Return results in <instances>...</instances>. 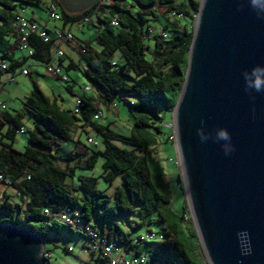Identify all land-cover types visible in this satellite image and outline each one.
Returning <instances> with one entry per match:
<instances>
[{
  "label": "trees",
  "instance_id": "obj_1",
  "mask_svg": "<svg viewBox=\"0 0 264 264\" xmlns=\"http://www.w3.org/2000/svg\"><path fill=\"white\" fill-rule=\"evenodd\" d=\"M124 1L128 0H117L109 8V15L100 18V25H88L97 30V47L85 43L88 50L85 53L78 50L86 67L72 61L68 64L63 61V65L66 74L70 69L78 70L94 87L103 89L100 103L111 105L121 93L135 99L130 104L134 120L131 133L126 135L109 124L100 123L102 116L94 120L100 109L85 93L81 95L85 105L76 115L71 108H62L56 98L48 97L34 81L25 104L34 116L35 124L23 150L13 145L14 135L21 127L22 114L11 116L5 112L11 116L12 127L8 128L6 137L12 141L1 143L0 168L11 177L20 201H12V195H6L4 201H0V223L29 227L44 239L47 232L58 234L59 228L65 226L69 231L91 239L86 230L79 231L77 226L45 214V208L60 212L71 206L80 211L86 226L118 238L119 255H126L134 249L133 254L144 255L148 264H204L197 252V234L186 232L182 226L184 217L173 211L170 182L152 152L159 143V136L164 133L165 115L173 111L185 78L193 38V25L189 26V23L194 22L200 0H130L131 4L136 2L131 5L136 8L135 12ZM51 2L59 5L62 18L58 26L61 28L89 14L92 9L91 6L82 12L69 13L59 0H0V53L10 61L9 71L25 66L23 64L30 58L43 65L47 61L52 45L44 43L36 34L28 38L32 56H23L22 60L10 56L19 42V34L11 22L15 14L30 4L48 11ZM158 4L167 7L168 22L160 28L167 31L168 39L156 34L150 40L153 42L150 48L144 35L148 27L152 26L156 31L160 29L151 23L159 18L154 11ZM173 10L181 16L177 17L171 12ZM113 16L119 18L117 27L110 24ZM10 35L17 39L14 47L8 38ZM117 55L120 58H116ZM168 65L170 67L166 70ZM2 76L0 70V80ZM66 87L72 88L69 83ZM79 122L101 136L103 148L93 150L87 158H83L84 153L75 152L78 159L70 163L73 153L63 157L55 153L54 148L71 139L70 131L78 127ZM100 155L105 158L102 165L104 181L112 185L116 177L121 176V183L110 195L98 187L96 177H79L81 195H77L70 182L76 169L91 168ZM60 160H66V165L60 166ZM133 212L142 218L158 213V220L164 227L159 231L164 232V239L145 243L146 247L135 244L133 237L114 221ZM96 260L97 264L108 262V258L101 255Z\"/></svg>",
  "mask_w": 264,
  "mask_h": 264
},
{
  "label": "water",
  "instance_id": "obj_2",
  "mask_svg": "<svg viewBox=\"0 0 264 264\" xmlns=\"http://www.w3.org/2000/svg\"><path fill=\"white\" fill-rule=\"evenodd\" d=\"M59 1L78 13L97 0ZM256 82L259 91L249 86ZM172 116L188 207L208 263L264 264V0H200ZM220 130L228 141L217 138ZM0 264H51L43 236L0 223Z\"/></svg>",
  "mask_w": 264,
  "mask_h": 264
},
{
  "label": "rangeland",
  "instance_id": "obj_3",
  "mask_svg": "<svg viewBox=\"0 0 264 264\" xmlns=\"http://www.w3.org/2000/svg\"><path fill=\"white\" fill-rule=\"evenodd\" d=\"M119 1L121 2L123 0ZM124 3L133 12L136 11V8L131 6L133 3L131 4L130 0L124 1ZM134 4H136V2ZM154 11L158 14L159 18L155 21H151V23L160 28L164 23L168 22V18H166V15H168L167 7L158 4L154 7ZM25 15L30 16L31 11L27 10ZM48 22L49 26L59 23L54 20H49ZM192 25L193 22L191 21L189 26ZM93 30L94 29L92 28L89 30L86 29L85 35L81 32H76V35L79 39H82L83 42L89 40V45L97 47V38L95 36L92 37L94 33ZM91 37L93 39H91ZM146 42L150 48L153 47L152 41L146 40ZM64 48L67 49L69 46ZM74 55L76 63H78V65L82 68L86 67L84 58L77 50L74 51ZM116 58H120L119 55H117ZM149 58H151V56H149ZM30 61H33V59L30 58ZM169 67L170 66L168 65L165 69L167 70ZM30 71V75H24L21 73L16 74V82L6 83L3 85L2 89H0V99H2L1 101L6 105V109L10 110L12 113L18 112L22 114L20 124L24 127V131H17L14 135L15 140L13 141V145L16 149L23 150L25 148L28 144L29 136L34 128L35 118L25 104L27 96L33 89L34 81H40L43 92L50 97H56L58 104L66 109L72 108L76 98L84 94L83 88L86 84L91 85V90L85 92V95L90 99H92L91 97H94L93 101L95 105H97L103 112L99 122L109 124L112 128L123 134L128 135L131 133V127L134 120L130 114V104L135 101V99L121 93L111 105L100 103L99 97L100 93L104 92L103 89L94 87L78 70L70 69L67 71L68 81L57 79L51 73L46 72L43 64L37 66L36 68H30ZM3 82L4 78L0 80V86ZM67 83L71 84L72 90L66 87ZM163 125L164 133L159 136V143L157 147L152 148V152L170 182L171 207L173 211L177 215H182L184 217L182 226L186 232H193L197 234L190 214V209L188 207L181 177L182 170L176 145L172 112L165 115ZM70 136L71 139L69 141L54 148V152L62 155L63 157H68L73 153V159H70V163H74V161L78 159L79 155H76L75 152L84 153L83 158H87L93 150L103 148L101 136L90 130L87 125L82 126V122H79L78 127L72 128ZM89 137L95 138V142H88ZM3 140L6 143H11L12 141L9 137H4ZM78 140L79 143L77 142ZM104 161L105 158L100 155L96 164L91 168L78 167L76 169L75 176L72 178L73 180H70V182L72 186H74V191L77 195H81L79 190V177L84 176L96 177L98 187L106 190L110 195L113 194L115 187L121 183L122 179L121 176H117L112 185L106 183L103 179L102 165ZM66 163V160L59 161L60 166H65ZM6 195H12V201H20V196L14 186L6 185L0 182V201H4ZM158 218V213H152L149 216L142 218L137 212H133L122 215L114 221L124 232L128 233L131 237H135L139 234L147 232L150 229L154 231H159L160 229L164 230L163 224L158 220ZM95 225L100 226L99 223H95ZM153 241L156 240H152L151 242ZM196 241L198 243L197 252L199 257L203 260L204 264H209L198 236ZM44 245L45 255L51 264H97L96 258L100 256V252L95 249L94 243L90 238L80 235L77 232H71L65 226H61L59 228L58 234H55L54 232H47L44 239ZM142 246L146 247L145 244H142ZM68 248H71V251L68 250ZM133 252L134 249H130L126 252L125 256H130Z\"/></svg>",
  "mask_w": 264,
  "mask_h": 264
},
{
  "label": "built area",
  "instance_id": "obj_4",
  "mask_svg": "<svg viewBox=\"0 0 264 264\" xmlns=\"http://www.w3.org/2000/svg\"><path fill=\"white\" fill-rule=\"evenodd\" d=\"M117 0H97L93 5L89 14L83 15L71 21L67 27L61 28L56 26L54 28H48L41 25L36 20L31 19L23 15V13H17L14 15L11 26L19 34V42L17 49L22 52L23 56L30 57L33 55V49L28 44V38L31 34H36L44 43L52 45V52L49 54L47 61L44 63L46 72L51 73L53 76L58 77L62 80H67V74L64 71L63 61L65 59V51L63 45L74 41L75 30L82 29L83 26L89 24L100 25V18L109 15V8L113 6ZM174 12L177 17L181 16L177 11ZM48 17L54 21H61L62 15L60 8L57 3H54L53 9H48ZM110 24L113 27L119 25L118 16L111 17ZM160 35L163 39H168V33L163 28L156 29L154 27H148L145 31V39L150 41L156 35ZM88 44L78 45V50L81 53H85L88 50ZM0 70L3 71L4 83H14L15 76L18 73L24 75H30L31 71L27 66H21L14 71L8 70V63L2 61L0 63ZM91 85L86 84L83 88L84 93L91 90ZM85 105L83 96H78L71 108L74 114L78 115ZM0 110L7 112L6 105L0 100ZM102 111H97L94 115V120L99 119L102 116ZM19 131H24V127L21 126ZM88 141L91 143L95 142L93 137H89ZM0 182L6 185H12V179L9 177L4 170L0 168ZM46 215H54L55 218L60 221H64L67 224H76L79 231L86 230L89 237H91L94 247L100 252L103 258H108L106 264H148L147 259L144 255L131 254L130 256L119 255L120 246L118 244L117 237H110V234H105L99 230L86 226L84 219L78 209L66 206L60 212H54L50 208H45ZM107 232L109 230L107 229ZM165 235L163 231L148 230L145 233L139 234L133 237L135 244H145L152 240L164 239ZM71 251V248H69Z\"/></svg>",
  "mask_w": 264,
  "mask_h": 264
},
{
  "label": "crops",
  "instance_id": "obj_5",
  "mask_svg": "<svg viewBox=\"0 0 264 264\" xmlns=\"http://www.w3.org/2000/svg\"><path fill=\"white\" fill-rule=\"evenodd\" d=\"M27 10H30L31 11V15L30 16H26L25 15V12L27 11ZM21 13H23V15H25L26 17H28V18H31V19H34V20H36L38 23H40L41 25H43V26H46V27H48V28H54V27H56V26H58V25H60V22L59 23H55L53 26H49V20H51V19H49V17H48V14H47V10H45L43 7H40V6H38V5H34V4H30V5H28L25 9H23L22 11H21ZM43 13V14H42ZM44 15V16H43ZM158 27V26H157ZM94 29L93 31H94V33H93V36L92 37H94V36H96V34H97V30L95 29V28H93V27H91V26H88V25H85V26H83V28L82 29H78V30H75L74 32H75V39H74V41H72V42H70V43H65L64 45H63V49H64V51H65V53H66V58H65V60H64V62L65 63H69L70 61H72V62H76V58H75V55H74V51H78V45H81V44H85V43H88L89 42V40H87V41H84L83 42V40L82 39H79L78 38V36L76 35V32H81L83 35H85L86 34V29ZM91 37V39H93ZM8 38H9V40H10V43L11 44H13V47H14V45L16 44V42H17V39L14 37V36H12V35H10V36H8ZM89 44V43H88ZM66 46H69V48H64V47H66ZM73 50H72V49ZM70 50V51H69ZM72 50V51H71ZM50 51H52V47H50ZM11 54H10V56H12L13 57V59L14 60H22L23 59V54H22V52H20L18 49H16V48H13V50H11ZM1 61H5V62H7V63H10V61H9V59L7 58V57H5L2 53H0V62ZM23 65H25V66H29V68H32V67H37V66H39V65H41V63L40 62H37L36 60H33V61H30V59H28L26 62H25V64H23ZM31 74V73H30ZM55 77V76H54ZM57 78V77H56ZM58 79V78H57ZM16 82V81H15ZM38 84H39V86L41 87V84H40V81H36ZM4 84H6V83H2V85L0 86V89H2V87H3V85ZM70 84V83H69ZM71 85V84H70ZM71 90H72V88H71ZM48 96V95H47ZM48 97H50V96H48ZM51 99L52 98H56V97H54V96H52V97H50ZM92 98V100H93V98L94 97H91ZM0 100H2V99H0ZM62 107V106H61ZM63 108V107H62ZM67 109H70V108H67ZM7 113L8 114H10L11 116H14V115H16L18 112H14V113H12L10 110H7ZM6 115L5 114V112L4 111H2V110H0V143H4V137H6L7 135H6V132H7V130H8V128L9 127H12V123L10 122V115ZM7 127V128H6ZM2 138V139H1ZM1 148V147H0ZM9 192V191H8Z\"/></svg>",
  "mask_w": 264,
  "mask_h": 264
},
{
  "label": "clouds",
  "instance_id": "obj_6",
  "mask_svg": "<svg viewBox=\"0 0 264 264\" xmlns=\"http://www.w3.org/2000/svg\"><path fill=\"white\" fill-rule=\"evenodd\" d=\"M249 86L250 87H254L255 90H257V91L261 90V85H260L259 82H256L255 84H250ZM201 138L204 139V137H201ZM217 138L218 139H223L225 141L229 140V136H228L227 132L224 131V130L218 131ZM223 148H224L225 154H227L230 151V147H229V145L227 143H225L223 145Z\"/></svg>",
  "mask_w": 264,
  "mask_h": 264
},
{
  "label": "bare ground",
  "instance_id": "obj_7",
  "mask_svg": "<svg viewBox=\"0 0 264 264\" xmlns=\"http://www.w3.org/2000/svg\"><path fill=\"white\" fill-rule=\"evenodd\" d=\"M53 7H54V2H51L50 4H49V8L48 9H53ZM174 14V13H173ZM70 225H75L76 226V224H70Z\"/></svg>",
  "mask_w": 264,
  "mask_h": 264
}]
</instances>
